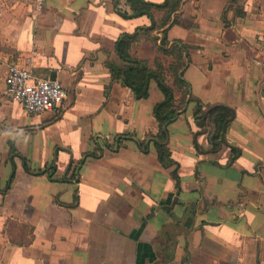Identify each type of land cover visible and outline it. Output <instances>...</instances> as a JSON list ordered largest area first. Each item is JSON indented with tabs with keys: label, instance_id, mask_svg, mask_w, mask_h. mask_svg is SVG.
Here are the masks:
<instances>
[{
	"label": "crops",
	"instance_id": "1",
	"mask_svg": "<svg viewBox=\"0 0 264 264\" xmlns=\"http://www.w3.org/2000/svg\"><path fill=\"white\" fill-rule=\"evenodd\" d=\"M114 1L44 0L38 12L25 0H0V264H264V71L223 39L233 28L264 52V0H183L164 27L167 49L183 50L192 96L234 110L217 153L195 103L173 85L176 60L160 50L164 28L132 47L151 69L164 67L181 108L167 128L180 190L154 144L139 143L159 132L157 84L143 100L111 85L107 54L121 64L118 38L151 25L146 16L124 19ZM153 16L161 23L162 12ZM10 64L67 90L80 74L73 104L28 116L6 97ZM10 141L45 173L11 157ZM71 163L81 166L64 181Z\"/></svg>",
	"mask_w": 264,
	"mask_h": 264
},
{
	"label": "trees",
	"instance_id": "2",
	"mask_svg": "<svg viewBox=\"0 0 264 264\" xmlns=\"http://www.w3.org/2000/svg\"><path fill=\"white\" fill-rule=\"evenodd\" d=\"M235 1L236 0H230L232 3ZM182 2L183 0H164L163 3L156 4L146 0H115L114 9L121 17L124 19H135L146 16L151 20V25L149 27L138 28L132 33H124L118 38L115 45V55L121 61V64L111 60L109 58L110 54H107V60L105 61V66L111 74V85L120 83L123 87L131 90L136 100H143L149 97L151 83H156L163 94V100L153 108V117L159 124V132L157 135H151L146 140L139 143L144 148H147L149 143H153L158 160L163 167H174L173 178L177 183L178 190L181 188V179L178 174L179 167L173 160L167 145V128L175 120L181 108L176 103L175 91L169 85L164 67L158 65L156 69H151L146 60L133 57L131 50L142 36L149 35L153 31L167 26L171 22L172 16L181 9ZM127 7L129 8L127 9ZM153 11L163 13L161 23L154 20ZM226 12L227 10L225 9L223 15H225ZM176 23L177 20L175 18L174 24ZM156 40H158V38ZM167 47L166 31H164L160 50L165 55L171 56L176 60V64L170 67L173 85L178 90L183 91V102L188 99L190 103H195V121L202 128V131L209 135V141L212 146L209 152L217 153L225 144L224 139L226 135L223 131L224 125L227 121H232L234 119V110L224 105H218V107H216L217 105L205 106L199 99L192 96L189 92V84L183 79V68L185 67L183 50L177 44H173L169 49H167ZM207 112H209V114L206 116ZM123 139L126 138H121V140L118 139L115 145L120 146ZM9 146L10 156L19 157L29 173H45V170H33L27 163L26 158L16 150L13 141L9 142ZM80 166L81 163L77 165L71 163L67 171V173H71V175L65 177L64 181H70L72 178H75ZM48 175L51 179L53 178L52 171L48 172Z\"/></svg>",
	"mask_w": 264,
	"mask_h": 264
},
{
	"label": "built area",
	"instance_id": "3",
	"mask_svg": "<svg viewBox=\"0 0 264 264\" xmlns=\"http://www.w3.org/2000/svg\"><path fill=\"white\" fill-rule=\"evenodd\" d=\"M44 0H25L40 12ZM6 97L20 103L28 116L46 115L56 111L68 98L67 89L57 80L38 78L31 69L10 64L6 73Z\"/></svg>",
	"mask_w": 264,
	"mask_h": 264
},
{
	"label": "water",
	"instance_id": "4",
	"mask_svg": "<svg viewBox=\"0 0 264 264\" xmlns=\"http://www.w3.org/2000/svg\"><path fill=\"white\" fill-rule=\"evenodd\" d=\"M168 27L164 28L165 31ZM223 39L227 44H238L240 45L247 53V58L254 63L258 64L261 69L264 71V52L253 48L250 44H248L244 39H242L233 28H228L223 32ZM187 55V53H185ZM80 74H76V76L71 81V84L68 88V98H67V107H70L74 100H75V87L76 82L78 81ZM51 80H55V78H51ZM218 107V106H216ZM210 112V111H209ZM206 113V116L209 114ZM231 122V120L227 121L224 125V133L227 131V126ZM225 140V139H224ZM235 148V147H234ZM197 179L202 182L201 192L204 195V185H205V178L200 177L197 172Z\"/></svg>",
	"mask_w": 264,
	"mask_h": 264
},
{
	"label": "rangeland",
	"instance_id": "5",
	"mask_svg": "<svg viewBox=\"0 0 264 264\" xmlns=\"http://www.w3.org/2000/svg\"><path fill=\"white\" fill-rule=\"evenodd\" d=\"M68 91V90H67Z\"/></svg>",
	"mask_w": 264,
	"mask_h": 264
}]
</instances>
